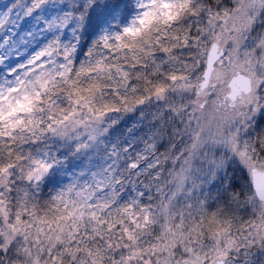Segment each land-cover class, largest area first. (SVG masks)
I'll return each instance as SVG.
<instances>
[{
	"label": "snow or ice",
	"instance_id": "1",
	"mask_svg": "<svg viewBox=\"0 0 264 264\" xmlns=\"http://www.w3.org/2000/svg\"><path fill=\"white\" fill-rule=\"evenodd\" d=\"M0 264H264V0L0 2Z\"/></svg>",
	"mask_w": 264,
	"mask_h": 264
},
{
	"label": "rangeland",
	"instance_id": "2",
	"mask_svg": "<svg viewBox=\"0 0 264 264\" xmlns=\"http://www.w3.org/2000/svg\"><path fill=\"white\" fill-rule=\"evenodd\" d=\"M0 2H7V0H0Z\"/></svg>",
	"mask_w": 264,
	"mask_h": 264
}]
</instances>
